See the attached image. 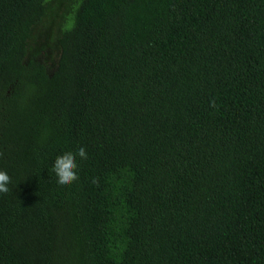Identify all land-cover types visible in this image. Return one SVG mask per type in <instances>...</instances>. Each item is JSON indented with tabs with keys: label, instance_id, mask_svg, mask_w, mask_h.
I'll list each match as a JSON object with an SVG mask.
<instances>
[{
	"label": "trees",
	"instance_id": "16d2710c",
	"mask_svg": "<svg viewBox=\"0 0 264 264\" xmlns=\"http://www.w3.org/2000/svg\"><path fill=\"white\" fill-rule=\"evenodd\" d=\"M46 12L0 0V264H264V0H78L49 74Z\"/></svg>",
	"mask_w": 264,
	"mask_h": 264
},
{
	"label": "rangeland",
	"instance_id": "374dc122",
	"mask_svg": "<svg viewBox=\"0 0 264 264\" xmlns=\"http://www.w3.org/2000/svg\"><path fill=\"white\" fill-rule=\"evenodd\" d=\"M77 2L78 0H46L47 12L33 26L27 40L24 61L35 60L45 67L48 74L54 71L60 54L58 38L61 31L70 25Z\"/></svg>",
	"mask_w": 264,
	"mask_h": 264
},
{
	"label": "clouds",
	"instance_id": "9594fccd",
	"mask_svg": "<svg viewBox=\"0 0 264 264\" xmlns=\"http://www.w3.org/2000/svg\"><path fill=\"white\" fill-rule=\"evenodd\" d=\"M2 156L3 153L0 152V157ZM78 157L80 160H87V152L83 147L79 148L76 152L68 151L56 157L52 166V172L55 173L58 184L69 186L79 179L77 174L79 167L77 163ZM10 182L11 178L7 172L0 170V193L7 194L9 192L8 185ZM93 182L96 183L98 181L94 179Z\"/></svg>",
	"mask_w": 264,
	"mask_h": 264
}]
</instances>
